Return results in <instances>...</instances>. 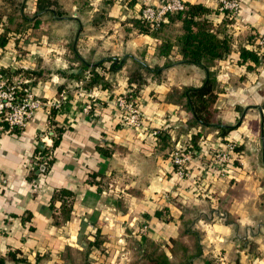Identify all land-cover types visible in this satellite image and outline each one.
Here are the masks:
<instances>
[{
	"label": "crops",
	"instance_id": "crops-1",
	"mask_svg": "<svg viewBox=\"0 0 264 264\" xmlns=\"http://www.w3.org/2000/svg\"><path fill=\"white\" fill-rule=\"evenodd\" d=\"M36 1L28 0L29 12L35 11ZM75 1L68 16L53 13L55 18H70L65 33L69 38L63 37L60 22L53 21L47 31L35 29L41 32L39 44L16 43L21 33H12L0 46L1 72L41 70L33 84L30 80L32 92L44 101L60 102L54 108V125L49 122V109L41 107L23 130L0 132V255L12 251L31 264L38 257V264L42 259L46 264H98V247H89V242L98 235L100 241L107 237L122 244L126 239L118 228L122 224L138 232L139 243L163 248L174 262L178 257L171 252L172 239L189 246L197 242L200 253L190 264H264V63L248 62L253 66L248 69L239 61V49H254L264 34V0H234L238 9L228 17L220 9L222 0H185L209 9L206 17L214 26L224 18L230 20L231 51L212 68L222 88L214 103V119L218 126L234 127L223 135L216 124H193L191 112L173 99V92L179 95L184 87L201 86L204 70L181 63L177 46L168 56H157L158 40L128 21L139 18L146 4L157 5L161 0H112L108 6L86 0L89 9L83 16ZM95 16L101 18L96 25ZM45 32L58 33L61 42L70 43L68 55L66 47L57 42L60 39L52 35L54 40L49 41ZM79 34L84 38H78ZM71 48L90 63L117 57L121 66L132 55L143 57L150 67L168 64L162 80L149 75L137 88L144 127L124 125L120 110L109 100L131 90L132 59H126L116 72L109 71V60L96 68L112 88L87 90L85 80L71 85L74 89L61 88L65 78L56 71L79 63L65 60V56L72 59ZM50 52H56L54 60L46 58ZM88 97L94 102L85 113L82 106ZM55 127L62 131L53 149L54 160L44 173L36 148L51 147ZM197 133L198 148H194L192 137ZM228 140L238 144L235 159L223 165L212 162L213 151L222 150ZM171 146L193 147L192 165L200 166L188 178L178 181L175 176L168 159ZM124 170L129 179L123 182L119 173ZM60 188L71 191L74 202L70 219L56 225L50 200ZM189 219L186 228L190 230H186L183 224ZM144 225L147 229L141 231ZM192 231L197 233L196 241ZM121 254L117 251L114 264H124Z\"/></svg>",
	"mask_w": 264,
	"mask_h": 264
},
{
	"label": "trees",
	"instance_id": "trees-1",
	"mask_svg": "<svg viewBox=\"0 0 264 264\" xmlns=\"http://www.w3.org/2000/svg\"><path fill=\"white\" fill-rule=\"evenodd\" d=\"M58 0H37L35 4V11L31 14L23 12L22 0H0V21L3 16L7 17L4 32L0 35V46H3L10 34L18 31H27V29H37L42 27L43 31H47V28L53 21H70V18H55L56 16H68L61 12L58 6ZM112 0H100V3H104L105 6L112 5ZM76 8L80 16L89 9V4L86 0H76ZM102 14V18L103 15ZM210 13V10L199 4H191L185 2V6L182 10L168 13L166 20L160 22L158 25L152 26L147 21L141 18H132L131 23L138 29L145 28L149 31L152 37L158 40L156 47V55L159 57H166L170 54L173 46L178 47L179 54L181 55V63L184 65H196L201 67L205 76L202 85L199 87H184L175 99L180 104H183L192 114L193 124L212 126L219 124L214 120V103L217 98L218 92L222 90L216 81V72L213 66L220 59H224L231 51L232 39L228 34V25L230 20L228 18L222 19L216 26L206 16ZM96 17V16H95ZM93 19L94 25L101 20V18ZM72 59L71 61H78V65L70 64L67 69L58 70V73L65 81L61 84V88L69 87V85L80 84V81H84L83 87L87 90H91L93 87H101L102 89L112 88L113 85L110 81L104 78V76L96 68L101 66L107 60L111 61L109 71L116 72L119 70L126 59L131 58L134 67L129 72L128 84L131 90L136 92L137 88L146 83V78L150 75L151 79L156 81L162 80L166 67L163 66H148L143 60V57L137 58L132 55H127L123 64H119L120 59L117 57H101L96 59L95 62L90 63V60L82 58L75 48H71ZM239 61L244 64L246 68L252 69L253 66L248 62H252L255 66L260 63H264V57H260L256 50L246 49L244 47L239 49ZM9 80H13V77L20 76L25 79L31 80L32 84L42 75L41 70H24L16 69L12 71L2 72ZM75 82V83H74ZM134 85V86H132ZM22 88L26 87V83H22ZM18 94H22V90L18 91ZM56 110L52 108L49 112V122L54 125V115ZM218 126V125H217ZM221 134H226L234 127L218 126ZM62 127H55V135H50L52 139L51 147L40 146L36 148V155L41 156V163L44 165V173L50 168L53 162V149L58 144ZM198 133L193 135L192 143L194 148H198L196 140L198 139ZM32 174L36 171L31 170ZM34 175V174H33ZM94 176V175H93ZM59 202V206L55 204ZM74 202V194L64 188L54 190V193L50 200V208L52 209V217L54 224L59 225L61 221H67L70 219L72 205ZM30 217H25L23 220H29ZM191 223L190 219L185 221L183 228ZM193 238L197 239V233L192 231L190 233ZM171 252L174 256L178 257V261L174 262L162 251L160 248H156L154 251L147 254V264H190L191 259L197 257L200 253V248L197 242H194L192 246L184 244L178 239H172ZM102 240H99L97 235L93 241L89 242L90 246L100 247ZM40 257L37 258L38 264ZM0 264H31L29 261L22 257H17L16 253L8 251L5 256L0 255Z\"/></svg>",
	"mask_w": 264,
	"mask_h": 264
},
{
	"label": "built area",
	"instance_id": "built-area-1",
	"mask_svg": "<svg viewBox=\"0 0 264 264\" xmlns=\"http://www.w3.org/2000/svg\"><path fill=\"white\" fill-rule=\"evenodd\" d=\"M185 0H161L157 5L146 4L140 11L139 18L147 21L152 26L158 25L160 22L166 20L168 13L180 11L185 6ZM222 9H226L228 14L234 15L237 10L238 2L234 0H222ZM254 50L257 51L260 57H264V34L257 39ZM22 83L27 86L22 88ZM29 79H24L18 76L16 79L9 80L8 77L0 71V132L10 133L17 129L23 130L28 121L32 118L34 112L41 108L47 107L49 112L52 108L60 106V102L47 100L44 101L37 97L31 90ZM22 90L19 95L18 91ZM130 90L123 93L116 99L117 106L123 111L122 119L125 124L135 127H144L143 116L139 108L132 107V103L128 102L125 94ZM92 100V101H91ZM94 98L89 99L88 103H84L82 111L88 113L93 106ZM155 133L156 131H152ZM238 144L236 141L228 140L224 145V153L220 161L229 162L234 160ZM171 163L174 167V174L178 181L184 179L185 170L188 167V162L191 160L192 155L190 150L176 148L175 152L171 154ZM35 168L32 167V170ZM147 228L142 226L141 231Z\"/></svg>",
	"mask_w": 264,
	"mask_h": 264
},
{
	"label": "rangeland",
	"instance_id": "rangeland-1",
	"mask_svg": "<svg viewBox=\"0 0 264 264\" xmlns=\"http://www.w3.org/2000/svg\"><path fill=\"white\" fill-rule=\"evenodd\" d=\"M20 1V0H19ZM25 0H22V7H21V9H23V7L25 6V12L26 13H29V14H31V12H29V7L30 6H28L29 5V2H28V0L26 1V3H23ZM95 1H99L98 3H100V0H95ZM94 1V3H93V5L92 6H95L96 5V2ZM226 1V0H225ZM56 3H58V6L60 7V9H61V12L63 13V14H65V15H69L70 14V11H71V5H72V3H73V0H58V2H56ZM97 5H99V4H97ZM222 2H221V5H220V9H221V11H223V12H225L226 13V15H227V17H228V15L230 16V14H228V11H226V9H222ZM237 9H238V7H237ZM237 11V10H236ZM128 21H131V18L128 20ZM6 22H7V17L5 16V19L2 21H0V23H2V26H1V28H3V29H5V24H6ZM69 24H70V21H61L60 22V28H61V30H62V33H63V37L64 36H66V38H69V35L68 34H65V33H68L67 32V30H68V27H69ZM58 28H59V25L57 26ZM127 27V26H126ZM142 29H144L145 30V28H142ZM3 32H4V30H3ZM2 32V33H3ZM41 32H43V29H41ZM40 32V33H41ZM17 34H19V33H21V35H19V37H17L16 39H15V42L17 43L18 41H22V44L23 45H26V44H28V43H33V42H35V43H38L39 44V42H40V40H41V34L40 33H36L35 32V30L34 29H27V31H18V32H16ZM46 33V32H45ZM46 35H47V37H48V40L49 41H51V40H54V39H52L51 38V36L53 35L54 36V38L55 39H60V40H58L57 42H59L60 41V43L61 44H63L66 48V52H65V55L67 54L68 55V51H67V46L70 44V43H68V42H61V40H63V39H61V35L60 34H58V33H54V34H52L51 36H50V34H48V33H46ZM99 35H94V38H96V37H98ZM71 37H73V35L71 36ZM77 37L79 38H84V35L83 34H79V35H77ZM53 53H56V52H50V54H48L47 56L48 57H46V58H52L53 60H54V58H55V56L54 55H52ZM42 58H40V60H41ZM65 60H67V61H69V60H71V58L70 57H67V56H65ZM134 67V66H133ZM133 67H131V69H133ZM16 77H18V76H14L13 77V79H16ZM130 88V87H129ZM70 89H74V87L73 86H71L70 87ZM78 89L80 90L81 88H80V86L78 87ZM131 89V88H130ZM125 93V92H124ZM123 94V93H122ZM122 94H120V95H116L115 97L114 96H111L110 97V101H113L115 104H113L117 109H119V107L117 106V103H116V99L118 98V97H120ZM126 96H125V98H126V100L128 101V102H130V103H132V107H137V108H139V110H140V112H141V114H142V111H141V108H140V94L138 93V89L136 90V92L134 91H132V90H130L129 92H127L126 94H125ZM177 96H178V94L176 93V92H173V99L175 100V98H177ZM89 99H90V97H88ZM96 101V100H95ZM85 103H88V101H86ZM120 110V109H119ZM120 112H121V115L123 114V111L122 110H120ZM214 113H215V110H214ZM214 116H215V114H214ZM215 120V119H214ZM216 121V120H215ZM122 123L124 124V125H127V124H125V122H124V120L122 119ZM127 126H129V125H127ZM225 145V142H224V144L222 145V147ZM238 147V146H237ZM185 148V150L186 151H188V150H190V152H191V155H192V158H191V160L187 163L188 164V167H187V169L185 170L186 172H185V175L183 176L184 178H188L189 177V175H190V172L192 171V170H194V168L196 167V168H199V166H200V164H199V166H197V163L195 164L196 166H194V165H192V163L194 162L193 160V152H192V150H193V147L191 146V147H188V146H185L184 147ZM182 149V148H181ZM175 150H176V148L175 147H172L171 146V149H170V151H169V153L170 154H172V153H174L175 152ZM223 153H224V147H223V149L222 150H220V148L219 147H217L216 148V150H214L213 151V153H212V158H213V161L212 162H217V163H220V165H223L225 162H223V161H220L219 159L220 158H222V155H223ZM169 158V161H170V163H171V156H168ZM131 163H132V156H130L129 157V165H131ZM171 165H172V163H171ZM147 167V166H146ZM126 170H128L127 168H126ZM174 167H173V172H174ZM125 172V173H124ZM124 172H123V174H121V173H119V178L121 179V181H128V179H129V173L128 172H126L125 170H124ZM131 180H133L132 179V177H131ZM104 183H106V182H104ZM106 185L108 186V184L106 183ZM119 227L118 228H120V231L121 232H124L126 235L124 236L126 239H125V242L123 241L122 242V244H118L116 241H111V239L110 238H107V237H103L101 240H102V244H101V246H100V248H98V251H99V253H98V256H97V258L95 259V262H97L98 264H114V261L116 262L117 261V259H116V254H117V251L119 252V253H122L121 255L122 256H124L125 255V260H124V264H147V254L148 253H150V252H152V251H154L156 248H159V246L158 247H154V248H151L150 246H149V248H146V245H147V243H145V244H141V243H139L138 242V240L136 239V235L138 234V232L136 231V232H134V229H133V227L132 228H128V227H126V226H124V225H122V224H120V225H118ZM122 226L123 227H125L123 230H122ZM142 228V227H141ZM141 228H140V230H141ZM146 229L147 228H145V230L144 231H146ZM141 232V231H140ZM142 233V232H141ZM162 251H163V248H162ZM93 259H91V261H92ZM44 261H45V259H42V261H40V264H46V262L44 263ZM111 261H113V262H111Z\"/></svg>",
	"mask_w": 264,
	"mask_h": 264
}]
</instances>
